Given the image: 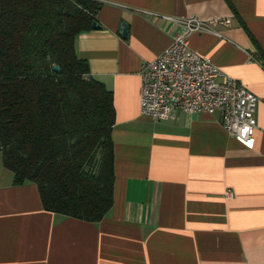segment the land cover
Wrapping results in <instances>:
<instances>
[{"label":"crops","instance_id":"1","mask_svg":"<svg viewBox=\"0 0 264 264\" xmlns=\"http://www.w3.org/2000/svg\"><path fill=\"white\" fill-rule=\"evenodd\" d=\"M99 2L100 28L80 33L74 47L113 94L112 208L98 223L47 212L36 186L13 185L0 160V264H264V67L238 22L264 53V0ZM189 16L231 20L189 43L258 97L251 150L216 114L158 121L140 113L142 65Z\"/></svg>","mask_w":264,"mask_h":264},{"label":"trees","instance_id":"2","mask_svg":"<svg viewBox=\"0 0 264 264\" xmlns=\"http://www.w3.org/2000/svg\"><path fill=\"white\" fill-rule=\"evenodd\" d=\"M100 5L0 0L2 165L13 185L36 186L45 211L90 223L113 205L115 110L112 91L90 76L74 44L92 29ZM238 22L264 67L263 51Z\"/></svg>","mask_w":264,"mask_h":264},{"label":"built area","instance_id":"3","mask_svg":"<svg viewBox=\"0 0 264 264\" xmlns=\"http://www.w3.org/2000/svg\"><path fill=\"white\" fill-rule=\"evenodd\" d=\"M180 31L154 60L140 71V113L154 120H173L178 113L216 114L223 129L246 149L254 148L258 97L224 74L209 58L190 48L194 33L229 26L230 18L177 21ZM228 198L231 192L226 193Z\"/></svg>","mask_w":264,"mask_h":264},{"label":"water","instance_id":"4","mask_svg":"<svg viewBox=\"0 0 264 264\" xmlns=\"http://www.w3.org/2000/svg\"><path fill=\"white\" fill-rule=\"evenodd\" d=\"M99 28H100V26L97 24V22H94V23L92 24V29H99ZM126 30H127L126 25L123 24V25H122V29H121V35H122L123 37L126 35ZM57 69H58L57 67L54 68L55 71H57Z\"/></svg>","mask_w":264,"mask_h":264},{"label":"rangeland","instance_id":"5","mask_svg":"<svg viewBox=\"0 0 264 264\" xmlns=\"http://www.w3.org/2000/svg\"><path fill=\"white\" fill-rule=\"evenodd\" d=\"M0 160H1V156H0Z\"/></svg>","mask_w":264,"mask_h":264}]
</instances>
